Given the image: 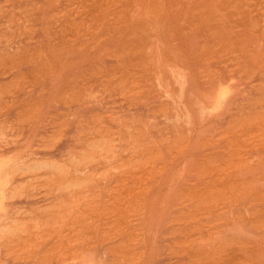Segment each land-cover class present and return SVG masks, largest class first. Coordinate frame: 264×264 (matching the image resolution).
Wrapping results in <instances>:
<instances>
[{
    "label": "rangeland",
    "instance_id": "374dc122",
    "mask_svg": "<svg viewBox=\"0 0 264 264\" xmlns=\"http://www.w3.org/2000/svg\"><path fill=\"white\" fill-rule=\"evenodd\" d=\"M0 176V264H264V0H0Z\"/></svg>",
    "mask_w": 264,
    "mask_h": 264
},
{
    "label": "bare ground",
    "instance_id": "6f19581e",
    "mask_svg": "<svg viewBox=\"0 0 264 264\" xmlns=\"http://www.w3.org/2000/svg\"><path fill=\"white\" fill-rule=\"evenodd\" d=\"M218 96H219V98H220V94H219ZM2 185H3V183H2V177L0 176V204L3 203L2 201H4L2 191L6 192V191H5V190H6V189H5L6 187L4 188L5 190H4V189L2 190ZM6 194H7V193H6ZM4 197H5V195H4ZM5 198H6V197H5ZM3 204H4V203H3ZM3 204H2V206H3ZM2 206H1V207H2ZM5 206H6V205H5ZM3 207H4V206H3Z\"/></svg>",
    "mask_w": 264,
    "mask_h": 264
}]
</instances>
